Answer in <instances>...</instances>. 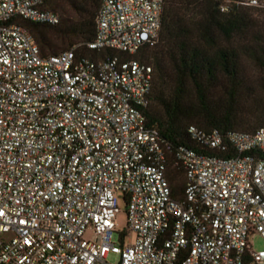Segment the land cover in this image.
<instances>
[{"label": "built area", "instance_id": "obj_1", "mask_svg": "<svg viewBox=\"0 0 264 264\" xmlns=\"http://www.w3.org/2000/svg\"><path fill=\"white\" fill-rule=\"evenodd\" d=\"M44 1L0 0V264H264V127L189 125L207 153L146 123L152 69L133 55L157 41L164 0H100L98 59L40 54L16 18L57 23Z\"/></svg>", "mask_w": 264, "mask_h": 264}, {"label": "trees", "instance_id": "obj_2", "mask_svg": "<svg viewBox=\"0 0 264 264\" xmlns=\"http://www.w3.org/2000/svg\"><path fill=\"white\" fill-rule=\"evenodd\" d=\"M240 1L164 0L157 41L133 55L152 69L146 123L174 147L214 153L189 137V125L222 134L264 127V15ZM99 4L45 0L44 7L58 13L57 23L16 21L42 56L75 47L76 55L103 58L111 52L86 47L95 36ZM167 179L171 197L182 199L181 166L169 169Z\"/></svg>", "mask_w": 264, "mask_h": 264}, {"label": "rangeland", "instance_id": "obj_3", "mask_svg": "<svg viewBox=\"0 0 264 264\" xmlns=\"http://www.w3.org/2000/svg\"><path fill=\"white\" fill-rule=\"evenodd\" d=\"M247 71L251 76L256 75V73L254 71H252V69L250 67L247 68ZM115 224H116V227L118 229H121L125 226L124 207H123V204L121 202H119V211L116 213V216H115ZM131 238H132V235L130 237H127V239H125V242H128V240H130ZM251 243H252V248L255 250H257L263 246V241L259 236H255L251 240Z\"/></svg>", "mask_w": 264, "mask_h": 264}]
</instances>
